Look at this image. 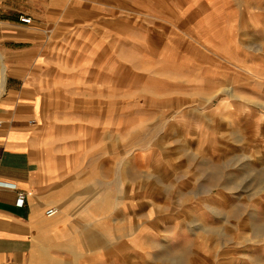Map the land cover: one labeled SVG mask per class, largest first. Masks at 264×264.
Here are the masks:
<instances>
[{
  "label": "rangeland",
  "instance_id": "1",
  "mask_svg": "<svg viewBox=\"0 0 264 264\" xmlns=\"http://www.w3.org/2000/svg\"><path fill=\"white\" fill-rule=\"evenodd\" d=\"M247 16L240 48L186 37L174 60H129L112 109L129 105L131 122L119 137L99 126L95 170L80 160L81 203L97 215L64 264H264V33ZM142 92L192 98L167 115L134 106ZM110 149L128 164L107 162Z\"/></svg>",
  "mask_w": 264,
  "mask_h": 264
},
{
  "label": "crops",
  "instance_id": "2",
  "mask_svg": "<svg viewBox=\"0 0 264 264\" xmlns=\"http://www.w3.org/2000/svg\"><path fill=\"white\" fill-rule=\"evenodd\" d=\"M246 13L264 33V0H0V264H64L66 251L79 260L77 234L97 212L83 207L75 172L82 156L95 170L99 126L113 137L129 128V105L112 109L129 60H174L186 37L240 48ZM191 98L142 92L134 106L170 115ZM128 154L105 156L128 164Z\"/></svg>",
  "mask_w": 264,
  "mask_h": 264
},
{
  "label": "built area",
  "instance_id": "3",
  "mask_svg": "<svg viewBox=\"0 0 264 264\" xmlns=\"http://www.w3.org/2000/svg\"><path fill=\"white\" fill-rule=\"evenodd\" d=\"M20 21L22 23H25V24H28L30 23L31 19L29 17H23V16H20ZM24 199H25V195L23 192H19L18 195H17V200H16V204L18 206H22L23 203H24ZM57 214V209L54 208V207H51V208H48L46 211H45V215L47 217H52L54 215Z\"/></svg>",
  "mask_w": 264,
  "mask_h": 264
}]
</instances>
